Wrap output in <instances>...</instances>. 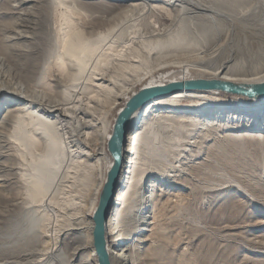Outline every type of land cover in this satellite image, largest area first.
<instances>
[{"label": "bare ground", "instance_id": "6f19581e", "mask_svg": "<svg viewBox=\"0 0 264 264\" xmlns=\"http://www.w3.org/2000/svg\"><path fill=\"white\" fill-rule=\"evenodd\" d=\"M195 4L117 1L114 7L133 12L122 29L135 12L148 19L124 35L112 32L116 26L100 29L99 14L87 16L75 3L0 0V101L7 99L0 104V264H98L93 216L113 164L109 141L139 90L192 78L264 84V0ZM258 45L259 65L243 71L244 55ZM261 154L264 96L181 90L148 101L132 115L122 148L106 221L112 263L147 264L146 249L159 251L167 233L199 224L197 190L205 209L234 186L256 208L264 192L253 195L226 165L258 181L252 172ZM248 237L264 244V232ZM184 241L176 244L190 248Z\"/></svg>", "mask_w": 264, "mask_h": 264}, {"label": "rangeland", "instance_id": "374dc122", "mask_svg": "<svg viewBox=\"0 0 264 264\" xmlns=\"http://www.w3.org/2000/svg\"><path fill=\"white\" fill-rule=\"evenodd\" d=\"M42 1L46 2L47 0H42ZM60 1H63L66 3H75L82 10V12H84V14L87 16L88 15L90 16V14L91 16L99 14V16H96L98 17V19L94 20V22L96 23V26L99 27L100 29L108 28V30L110 31V29L116 26L115 29L117 30L112 31V32L115 34H120V32L124 30L122 32L124 35H127L129 31V28H130L129 26L127 27L122 26L124 27V29H122L120 24L123 23V19L125 18L127 14H133V12L131 11L125 12L124 10L122 12L120 8H117L116 6L114 7L113 4L117 1L120 2V0H110V1L108 0V2H106L107 4L104 2L97 3L96 0H60ZM195 1L197 0H177V2L179 3L181 2L182 4L186 6L187 5L191 6L190 5L191 3H192V6H195L196 5ZM154 3H158V2H154ZM110 4L113 7H111ZM177 12L179 13V11H174V12L172 11L174 16L175 14L176 15L178 14ZM102 13L103 14L110 13V17L112 18L110 19L111 22L108 20H107L108 22L101 21L102 19L100 16ZM209 13H211V15H214L211 11ZM181 15H182V12H181ZM263 15H264V11H263ZM77 16H80V15H77ZM80 17H83V15ZM142 17H145V16H140L138 13L135 12V15H134L135 19L134 21H131V22L133 23L134 26L135 25L136 26L134 27L133 25L131 26L130 24L131 26L130 29L134 30V32L136 31L138 33L139 30H142L146 26V24H143V23H145L146 20L148 19L145 20ZM117 21L118 23H116ZM101 24H103V26ZM262 26L264 29V16L262 17ZM39 28L36 31L39 33H42L43 30ZM125 28H128V29L125 30ZM258 48L259 50H257L256 52H255L256 49L254 48L251 55L249 54L244 55L246 56V59L245 60L242 59L243 61H241V63L239 64V67L243 69V71L244 70L251 71V69H254V67L259 65L261 61L262 51L259 45H258ZM6 100L7 99L0 101V104L3 105L6 102ZM261 155L260 157H257L256 160H254L255 161L254 168H253L254 170L252 172L253 175H255L256 173L255 176L256 178L258 177L259 179L258 181H254V182L250 181L248 178H246L244 173H242L239 168L233 167L231 164H228V166L226 165V168H227L226 170L228 171L230 176H232V178L234 179L239 180L243 185H246L248 189L250 190V192H252L253 195L256 194L257 196H259L260 194L264 192V189H263L264 188V174H263L264 173V154H261ZM218 179L224 180L222 178H218ZM198 192L200 193V195ZM202 192H203L202 189L197 190V193L199 195L197 196L200 198L199 199L197 197L198 205H199L197 207L200 208V210H198V215L200 217V223L199 224L186 223V225L184 226V229L174 230V232L167 233L169 237L163 241L161 249L158 251L153 248L154 246L149 247L148 249L144 251L143 260L146 261L147 264H169L172 259L175 260L176 263L178 261L179 263H182V264H264V244H261L259 242H254V240L248 237L250 236L253 238V236L257 235L258 232L259 233L264 232V221H261V220H264L263 218L264 217V204H262L264 203V200H262V202H260L261 200L257 201L256 208H254L250 203V201L253 202L252 198L248 199L244 197L236 189V186H234V187H229L225 189L224 192H222V193H225V197L216 198V201L213 199H210L207 202L205 201L207 204L209 203L208 204L209 206H211V208L207 207V209H205V207H203L202 205L203 202H201L205 200L204 197H201L204 195V192L203 193ZM214 202H216L217 207L216 205L215 206L212 205ZM149 209H151V204L148 205V210ZM259 218H262V219H259ZM257 220H259L260 223H257L255 225L254 231L253 232L251 231L252 233L250 231L245 232L246 230H244L243 226H246L247 224L252 223V222H257ZM173 221L175 223L177 222V220L176 221L172 220V222L171 220L168 221L170 222V226H172L171 223H173V226H174L175 223ZM168 222H166L167 225H169ZM134 236H137V233ZM225 238L228 239V243H230L229 244L230 246L228 247L225 246V244L221 245V243L224 242V240H226ZM92 240H93V237H92ZM180 240H185L184 242L190 243L191 244L190 248L189 246L186 248L184 247L185 249L183 247H182L183 249L180 248L179 245H177ZM199 246L203 249L202 255H199L197 257V256H191L187 253L188 249L191 251H195ZM61 253H63V251ZM188 261H190V263H188Z\"/></svg>", "mask_w": 264, "mask_h": 264}, {"label": "water", "instance_id": "95a60500", "mask_svg": "<svg viewBox=\"0 0 264 264\" xmlns=\"http://www.w3.org/2000/svg\"><path fill=\"white\" fill-rule=\"evenodd\" d=\"M181 90H222L248 97L264 96V84L241 85L221 79L192 78L146 87L139 90L129 99L124 108L121 109L114 124L113 134L109 141L113 164L108 171L107 180L93 216V245L98 264H113L106 239V221L118 187L117 180L123 160L122 148L130 129L131 117L151 99L167 96Z\"/></svg>", "mask_w": 264, "mask_h": 264}]
</instances>
